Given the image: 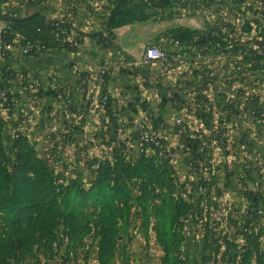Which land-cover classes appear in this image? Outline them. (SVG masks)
<instances>
[{
	"label": "crops",
	"instance_id": "1",
	"mask_svg": "<svg viewBox=\"0 0 264 264\" xmlns=\"http://www.w3.org/2000/svg\"><path fill=\"white\" fill-rule=\"evenodd\" d=\"M94 8L100 15L97 23H93L97 29L84 31L86 35L78 50L57 46L42 53L25 55L18 46L10 51H4L0 46V64L6 65L10 71L9 82L12 81L15 86L17 75L23 73L28 76L23 90L18 86L17 91L26 93L29 84L35 86L39 102H44L47 107L54 104L63 121L68 118L69 122H76L82 114L79 108H85L88 138L110 136L112 143H115L110 148V154L124 149L125 152L128 150V154L135 152L134 155L138 156L142 145L141 135L148 127L163 133V151L160 155H164L166 150L172 148L171 139L177 126L179 128L180 124L191 119L200 125L202 136L211 129L222 147V154L227 151L231 153L230 146L238 144L240 118L239 109L232 103L233 91L230 90L225 98L221 96L223 87L220 76L223 72L219 64L223 56L185 51L184 56L176 61H148L144 58L145 43L155 40L167 43L166 33L173 28H205L217 20L216 13L191 8L187 14L180 16L167 14L170 8L162 11L156 9L157 13L144 21L134 20L115 27L113 41L120 43L121 49L110 50L101 43L108 36L104 31L108 11L100 10L99 6ZM67 11V6H48L41 13L49 19H61ZM34 12L37 11L26 16ZM90 12L86 8L83 11L87 23L90 22ZM70 19L75 23L79 20L77 14ZM30 91L32 98L33 92ZM234 99H237V93ZM152 110L159 117L157 125L150 123ZM204 148L209 151V147ZM146 151L151 153L153 149L148 147ZM225 159L199 166L198 180L195 181L188 178L190 170L185 168L188 165L168 164L180 182L185 184L182 196L191 204L189 225L185 231L187 238L183 242L185 247L195 236L192 242L196 248L186 253L189 264V257H195L198 261L199 254H206L207 262L211 260L213 264H259L252 242L257 234H261L260 245L263 247L264 244V165L260 168L259 176L251 166L247 168V179L240 180L238 177L235 181L233 177L239 175L238 164L233 163L231 157ZM179 170L183 172L181 176H185L184 179L180 177ZM185 172H188L187 175ZM138 192L130 203L137 209L135 218L142 223V206L148 198L140 195V190ZM151 194L148 211L151 221L140 224L139 228L148 242L153 239L154 247L161 253L150 264H166V248L160 241L157 229L161 200L154 193ZM255 195L258 197L256 202L249 197ZM239 199L242 208L238 205ZM127 217L124 216L123 221ZM115 228L111 232L113 244L109 246L105 258H101L102 251L100 254L98 227H80L82 237L75 244L64 237L68 240L64 243L69 254L67 259L70 260L72 254L76 256L78 264H121L120 255L123 254L124 261H127L130 229ZM243 236L245 242L240 244L239 237ZM188 245L191 248L192 244Z\"/></svg>",
	"mask_w": 264,
	"mask_h": 264
},
{
	"label": "rangeland",
	"instance_id": "2",
	"mask_svg": "<svg viewBox=\"0 0 264 264\" xmlns=\"http://www.w3.org/2000/svg\"><path fill=\"white\" fill-rule=\"evenodd\" d=\"M115 1L0 0L2 41H4V34L13 32L11 31V23L14 19L24 18L33 11L42 12L48 6H67L68 11L65 17L74 18L77 14L79 20L76 23L73 21L75 26L85 32L93 31L97 29L94 24L100 18V15L93 10L94 7L99 6L100 10L103 11L104 9L106 11L108 7L115 6ZM129 1L130 6L137 9L138 17L143 19L140 20H146L144 18L151 12L148 7L151 6L149 0ZM182 2L185 6H200L201 10L205 9L208 12L213 11L214 8L218 9L223 16L228 14L230 19L232 16V20L238 24L236 31L240 32L229 35L230 38L234 39L235 46L223 51L225 53H223V59L219 64L221 66L220 71L223 72L220 76L222 78L220 80L221 86L223 87L221 96L225 98L232 90L233 106L239 109L238 144L236 146L234 144L233 146L229 145L231 153L227 151L222 154L223 150L216 141L217 138L212 135L211 129L202 136L199 130L200 125L191 119L183 125L180 124L179 128L177 126V131L175 130V135L171 139L172 146H170L172 148L166 150L164 155H160V160L167 164L188 165L189 167L185 168L190 170L188 176L190 181L198 180L199 172L197 170L199 166L210 162L226 161L225 157H231L233 163L238 164L239 175L236 174L233 177L235 181L238 177L240 180L247 179L245 178L248 174L247 168L251 166H254L255 173L259 176L261 174L260 168L264 165V67L254 57L258 56L257 53L263 52L262 48L256 44L257 41L263 40V37L262 35L242 33L241 25L244 19L249 20L260 17L257 11H262V7L259 3H254L253 0H247L246 5H241L235 0H183ZM242 6H246V8ZM85 8L91 11L89 13L90 22L88 23L84 21L86 18L83 15ZM170 13L171 11L168 10L167 14ZM216 17L218 18L217 13ZM81 19L82 21H80ZM75 35L76 32L73 31L68 39V48L78 50L83 41L74 40L70 42ZM108 37L110 39L101 40V43L107 49H121L120 43L113 41V36ZM157 42L156 40L149 41L144 44L145 48L148 45L157 44ZM4 43L0 42L2 48ZM163 43L161 44L164 45ZM169 44L170 41H167V43L165 41L166 46ZM258 48L259 51L254 53V50ZM181 50L208 53L206 47L191 44L182 45ZM214 51L217 52L218 50L214 49ZM10 77L11 74L6 65L0 64V157L1 163L11 172V183H13L0 185V264H61L60 261L63 260H67L68 263L62 264H78L76 256L72 254L70 260L67 259L69 254L66 253L64 243H67L68 240H65L63 235L64 224H66L64 221L66 220L69 224L68 219L72 216V210L77 212L82 227L96 226L99 217L97 212L101 210L110 226L122 227L126 231L130 229L131 235L129 236L131 238L127 247V261H124V255L121 254V264H150L155 261L154 259L161 253L154 247L153 239L148 242L144 232L139 228L142 223L135 218L137 209L133 207L134 204L129 203L127 206L130 209H128L127 206L123 207L120 199H112L115 195L123 194L122 196L125 197L139 194L137 186L134 187L131 182L126 180L128 177L116 170L111 177H119L121 186L116 188H91L96 178H101V173V176L104 175L108 163L114 164L116 162V157L110 154V148L115 144L112 143L111 137L105 135L104 137L89 139L86 132L85 117L87 115L85 108H79L82 114L80 113L76 122H69L68 118L63 121L59 116V109H56L54 104L47 107L44 106V102H39L36 98L38 91H36L35 86L29 84L26 93L17 91L18 86L19 89L23 90L25 78H28V76L23 73L17 75L15 86L12 81L9 82ZM30 90L33 92L32 98ZM236 93L237 99H234ZM251 94L256 96L254 103L251 101ZM152 118L153 115L151 114L149 117L150 123H153ZM150 130L152 129L150 128ZM155 131L153 129V132ZM158 134L163 138L162 132ZM141 144L142 148L144 143ZM205 146L209 147V151L205 150ZM33 152L46 159L49 168H51L49 175L58 180V183L73 184L71 181L76 180L78 184L80 183L83 186L80 196L74 202L72 198L70 206L58 217L56 216L58 210L55 209V205L47 213L39 211L40 205L35 207L36 209H12L11 198L15 196V201L20 203L19 201L23 200L21 194L23 192L28 194L27 201L32 205L39 204L40 200H44V197L48 196V193L40 188L36 174L34 175V169L39 168L40 164L33 158ZM134 153L126 157L134 159L137 157ZM187 173L185 172V175ZM179 174L184 179L185 176H181L183 172L179 170ZM122 179L126 180L125 183L122 182ZM62 194L60 188L57 195V205L60 208H63V205H60ZM151 195L150 192L149 200ZM48 201L49 199L46 200V202ZM238 202V205L242 208V201L239 199ZM142 207L144 210L146 204ZM124 216H128L130 225L123 221ZM150 221L149 217L146 223L149 224ZM57 227L59 231L61 230L59 236H57L60 240L58 238L55 240L54 237L55 232L58 234ZM78 237L81 238L82 236ZM193 239H195V236H192L190 243H188L192 244L191 248H188L189 245L187 244L185 247L182 246L177 253L184 256L188 251L194 250L196 247L193 246ZM245 239V236L239 237V243H244ZM44 244L47 245V249H45ZM13 246L17 248H13ZM73 252L76 255L77 252L75 250ZM207 259L206 254H199L198 261L195 257H191V259L189 257L190 264H213L211 260L207 262Z\"/></svg>",
	"mask_w": 264,
	"mask_h": 264
},
{
	"label": "trees",
	"instance_id": "3",
	"mask_svg": "<svg viewBox=\"0 0 264 264\" xmlns=\"http://www.w3.org/2000/svg\"><path fill=\"white\" fill-rule=\"evenodd\" d=\"M182 1L183 0H149L151 6L148 7L153 10L152 13L150 12L144 19L149 18L151 14H156V9H160L162 11L170 8V15L181 16L187 14L191 8H201L200 6H185ZM175 2L177 3L173 4ZM235 2L241 3V5L247 4V0H235ZM253 2L259 3L262 7V11H257V14L260 15V17L249 20L244 19L241 25V30L242 33L262 35L263 40L257 41L256 44L258 47L262 48L263 52L257 53L256 51H259V48L255 49L254 53H257L256 55L258 56H255L254 59L260 61L262 63V67H264V0H253ZM114 5L115 6L107 8L108 15L105 21L106 26L104 27V31L108 33V36H112L113 29L118 25L142 19L138 17L137 9H135L134 6H130L129 0H116ZM242 7L246 8V6ZM213 11L218 14V18L213 24L205 28H173L166 33V38L170 41V43L177 40L182 45L191 44L193 46L206 47L208 49V53H214V49H217L218 51L215 53H221L220 55H223V53H225L223 51H227L235 46L234 39L230 38L229 35L240 31H236L238 24L236 21L232 20V16L230 19L228 14L224 15V17L218 9L214 8ZM11 24V31L13 32L3 35L4 42L12 43L13 45L19 47L25 46L26 44L36 43L42 44L46 50L57 46L68 47V39L73 31L76 32V35L70 40V42L74 40L83 41V38L86 35L84 31L75 26L74 22L70 18L64 17L61 19H49L40 11L34 12L24 18H16ZM99 35L103 37L102 33H99ZM108 36L104 38L110 39ZM38 53H40V51L37 50L36 47H33L29 52V54ZM251 97V101L254 103L256 96L251 94ZM152 112L153 122L157 125L159 117L157 118L154 110H152ZM162 144L163 139H161V146L150 144V146L142 149L139 155L134 159L126 157L129 154L126 153L124 149L115 150L113 155L116 157V162L114 164L108 163L104 175L101 176V173V178H96V180L92 183L91 188L100 189L102 187H119L121 186V180L118 179L119 177L115 178L111 177V175L116 172V170H118V173H123L126 177H128L126 180L131 182L134 187L137 186L141 195L148 198V200L145 199L147 201L144 202V204H146V208L143 210L144 217L142 224H147L146 220L150 217L148 214V211L150 210L148 209L150 208L149 194L150 192L154 193L155 196L161 200L158 210L157 229L160 232V241H162L166 248V264H189L187 256H181L179 255L180 253L177 252L183 246V242L187 238L185 236V231L187 228L186 226L189 225L191 204L182 196L183 189H185H182V187H184L185 184L180 182V179L175 175L176 173L168 167L167 163L160 160V153L163 151ZM148 147L153 149L151 153L146 151ZM33 158L41 165H39V168L34 169V175L36 174L35 176L40 184V188L44 192L48 193V196L46 195L44 200H40L39 204L32 205L27 201L28 194L23 192L21 193L23 200L19 201L20 203L15 201V196L11 198L12 209H36L35 207L40 205L39 211L47 213L51 210V207L55 205V209L58 210V213L56 214L58 217V215L61 213L63 214L66 208L70 206L72 198L74 202L75 199L80 196L83 186L80 183L78 184L76 180L71 181L73 184L58 183V180L50 177L49 170L51 168H49L46 159L38 156L36 152H33ZM0 165H2L0 166V185L13 184L11 183L12 174L9 169L1 163V157ZM126 180L122 179V182L125 183ZM60 188L63 193L60 205H63V208H60L57 205V195ZM122 195H115L112 199H120L123 203V207L129 205L133 195H130L131 198H129L130 196L128 195L125 197ZM256 196L257 195L249 197L256 202L255 200L258 198ZM47 199H49L48 202H46ZM71 214L72 216L68 219L69 224L66 220L64 221L66 224H64L63 235L69 238L70 243L75 244L80 238L78 237L80 236L79 228L82 226H80V220L77 212L72 210ZM97 216L99 217L97 219L96 227H98L99 236L101 238L100 254L102 251L101 258H105L108 254L107 250L109 246L113 244L111 232L116 230V226L109 225L105 214L101 210L97 212ZM126 222L127 225H130L128 217ZM56 229L58 230V227ZM60 231L58 230V234L55 232V240L58 238L57 236H59ZM58 239L60 240V238ZM226 242L230 245L229 240L226 239ZM252 244L256 247L259 264H264V244L263 247L260 245L262 244L261 234H257L254 237ZM45 246V249H47V245ZM13 248L17 247L13 246Z\"/></svg>",
	"mask_w": 264,
	"mask_h": 264
},
{
	"label": "built area",
	"instance_id": "4",
	"mask_svg": "<svg viewBox=\"0 0 264 264\" xmlns=\"http://www.w3.org/2000/svg\"><path fill=\"white\" fill-rule=\"evenodd\" d=\"M167 41L168 39L165 38ZM0 42L2 41V29L0 28ZM4 51H10L14 48V45L12 43L5 42L4 44ZM182 44L175 40L172 41L168 46L165 44L162 45L161 43L157 42V44L148 45L145 48L144 58L148 61H154V60H179L184 56L185 51L181 50ZM36 47L37 50L40 51V53L47 51L44 46L40 43L36 44H26L25 46L20 47V50L23 52V54H29L30 50ZM153 119V118H152ZM159 133V132H158ZM156 131L153 132V130H150V128L145 127L143 130L142 135V142L144 143V146H142L141 150L146 148L147 146H150V144H154L155 146H161V139L162 137L158 134Z\"/></svg>",
	"mask_w": 264,
	"mask_h": 264
}]
</instances>
